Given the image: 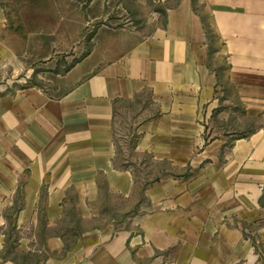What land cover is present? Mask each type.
<instances>
[{
  "label": "crops",
  "instance_id": "0c3cea01",
  "mask_svg": "<svg viewBox=\"0 0 264 264\" xmlns=\"http://www.w3.org/2000/svg\"><path fill=\"white\" fill-rule=\"evenodd\" d=\"M168 21L161 49L144 44L60 95L0 94V264H264L262 197H202L203 185L172 181L141 195L119 161V97L153 88L161 115L141 132L185 142L225 90L264 111V0H178ZM247 143L229 152L223 184L241 168L264 181L263 143ZM174 147L193 148L161 153Z\"/></svg>",
  "mask_w": 264,
  "mask_h": 264
},
{
  "label": "rangeland",
  "instance_id": "374dc122",
  "mask_svg": "<svg viewBox=\"0 0 264 264\" xmlns=\"http://www.w3.org/2000/svg\"><path fill=\"white\" fill-rule=\"evenodd\" d=\"M177 4L178 0H0V94L37 86L60 95L103 68L119 65L144 44L148 52L153 45L161 49V36L169 32V10ZM223 92L216 106L204 103L201 135L187 142L141 132L146 119L161 115L153 88L117 98L114 139L119 161L136 177L141 195L162 181L184 186L197 182L203 185L202 197H262L264 208V181L255 184L258 177L246 175L243 168L226 184L222 180L234 145L258 140L264 147V111H247L232 91L229 100ZM179 145L192 146V153H178V147L176 153H161L163 147Z\"/></svg>",
  "mask_w": 264,
  "mask_h": 264
}]
</instances>
